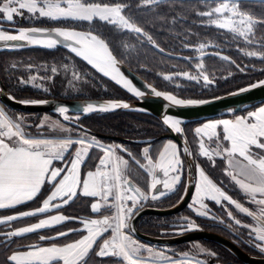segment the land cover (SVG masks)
<instances>
[{"label":"snow or ice","instance_id":"snow-or-ice-1","mask_svg":"<svg viewBox=\"0 0 264 264\" xmlns=\"http://www.w3.org/2000/svg\"><path fill=\"white\" fill-rule=\"evenodd\" d=\"M146 3L156 2V0H145ZM241 0H220L217 6L208 11L198 13L201 16L210 17V23L217 28L226 30L234 36L245 39L248 43L250 36L254 35V29L258 24L264 25V20H257L251 15L240 11L239 4ZM26 10L27 13L36 15L37 18L46 17L51 20L73 19L87 21L91 23L94 19L105 21L115 25L122 30H127L137 34H144L131 19L123 14L122 5H109L88 0H0V16L6 21L13 22L14 16H22ZM36 34H45L51 36L46 30L31 28L19 29L17 34L9 33L0 28V42L26 41L32 45H43L47 48L56 46L60 41L56 39L39 40L35 38ZM55 36L63 37L64 40L73 41L78 47H72V51L93 68L101 72L104 76H110L118 84H122L129 92L136 96H143L142 91H138L117 67L118 61L112 54L107 43L98 38V36L89 33H81L71 30L57 28ZM150 42L152 37H147ZM154 43V42H153ZM205 44L199 45V50H203ZM246 55L257 56L256 52H248ZM264 59V55L260 57ZM223 59H228L223 57ZM202 68L203 66L200 65ZM56 72V68L51 69ZM74 77L76 73H73ZM189 80L198 79L189 73H181ZM200 77L206 82L211 83L205 72H200ZM35 79V77H33ZM171 79V77H166ZM264 86V81H260L251 87ZM242 89L241 91H247ZM156 96H164V99L171 101L176 105H197L204 104L207 101L183 100L177 99L173 95H167L153 89ZM25 104H36L37 101H21ZM128 108V104L120 102H111L103 105L88 104L85 111L91 112L97 108L101 111H109L116 108ZM61 113H67V107L59 109ZM69 117L64 116L67 120ZM22 117L13 119L3 108H0V209L15 207L27 201L33 200L40 192L46 180L52 183L54 188L48 197L43 201L42 207L35 211L23 212L20 216H8L0 219V224H6L21 217L36 216L49 210L50 203L57 198L70 200L77 195V189L80 188L85 197H99L105 207H114L115 215L105 216L103 219H93L83 221L87 235L63 246L40 247L30 245V251L13 254L9 259L15 264H53L54 261H62V264H88V256L94 246L98 251L96 256H113L126 261L127 264H149L140 255L141 251H147L149 256H156L165 264H187L185 260L176 261L162 253H153L152 249L145 248L127 234L124 229L128 227L127 221L132 218L133 207L140 201L148 197L144 192L130 183L126 171L128 161L120 156H116L113 148L104 149L99 142L92 138L77 139H41L27 136L21 126ZM171 127L176 132H180L179 120H168ZM222 128L223 140L229 142V146L217 144L214 153L204 150V144H200L203 150L202 154L211 156L215 154L221 158H226L228 170L226 172L234 183L239 186L242 192L249 198V202L257 205L256 211H251L244 207L240 202L234 200L215 184L203 170L199 172V182L194 186L195 197L193 204H199L200 209L197 214L211 219L216 217L209 216L207 204L203 201L210 199L217 204L221 201H227L234 206L239 213L245 214L256 222L257 226L243 224L241 220L235 219L231 211H228V217L234 219L236 225L250 228V234L255 233L254 239L261 243L256 244L260 251L264 252V107L258 111L248 114L247 117H237L235 120H221L214 123H208L203 128H197V134L206 133L209 139L216 136L219 139L216 129ZM70 132V129H65ZM73 144L80 146L75 151V157L71 160L70 169H61L53 167V161H63L65 153L69 151ZM97 146L105 152V156L100 159L99 167L95 171L87 173V180L81 181L79 168L83 158L87 155L88 149ZM144 157L147 160V166L140 165L152 178L151 189H155L161 180L157 178L156 172L160 171L163 177L168 178L170 173L176 175L170 179L163 180V188L174 190V186L180 181V168L182 161L177 158L175 145H168L159 155L157 161H153L148 155L149 149L145 148ZM129 155H131L129 153ZM135 159V158H133ZM65 174L61 176V172ZM60 178L59 180L57 178ZM127 193H131L128 195ZM164 193H160L163 195ZM259 196V198H257ZM111 197L113 204L108 203ZM153 196L152 199H157ZM68 200H64L67 203ZM131 201L133 207H127L126 202ZM59 207V205H57ZM192 207V205H189ZM101 203H93L91 210L99 212ZM68 218L57 215L51 219H42L39 223L32 226L23 227L16 231L6 233L10 239L13 236H22L26 233L36 232L38 229L60 223ZM196 226L189 222L185 225V230H193ZM111 230V236L105 237L100 245L97 240L104 236L105 232ZM67 235V233H60ZM41 240L45 237L41 236ZM187 256V254H185ZM199 264V262H197Z\"/></svg>","mask_w":264,"mask_h":264},{"label":"trees","instance_id":"trees-1","mask_svg":"<svg viewBox=\"0 0 264 264\" xmlns=\"http://www.w3.org/2000/svg\"><path fill=\"white\" fill-rule=\"evenodd\" d=\"M129 3V6L124 11L127 16L139 25L145 28V30H149L155 33V42L158 44L160 49L165 50L166 52L171 53H182L185 55L189 53V51H184V45L186 44H199V43H207V42H216L218 44H222L223 46L227 43L228 39L230 40L233 36L228 33H224L212 26L204 24V18L201 17L198 13L205 11V7L208 4H211L215 1H180V0H166V1H157L154 3V9L151 8L149 10H139L136 11V4L140 3L142 0H88V2H102V3H119V2ZM241 2H249L251 5H256L255 10L253 11V15L257 20H264V3L253 2V1H241ZM31 24H27L26 26H30ZM35 25L39 26H65L67 28L91 32L94 35L98 36L100 39L104 40L105 43L108 44L109 49L112 54L122 61L123 64L127 65L134 72L139 74V76L143 77L146 81L152 83L156 86L157 89L164 92H171L178 97L183 99H191V100H207L210 98L218 97L222 94L230 93L232 91H236L244 86L250 85L251 83L257 82L259 80L264 79V69L261 71H257L254 69H250V66L244 71V73L240 72L241 70L230 68L228 70H224L221 72V75H225L226 73H233L228 79L224 80L222 84L218 85L217 88H204L199 87L196 82L188 81L184 84V86L179 87V89H170L164 86L162 79L158 78V76L154 75V57H160L165 60H172L171 57L165 56L159 53L157 50H152L150 48V52L144 50L145 47L137 40L134 34L122 31L117 26L103 22L101 20L95 19L91 23L87 21H42L37 22ZM256 35L264 36V25L259 24L257 27ZM228 55L231 57H235L238 59V63H249L252 65L255 64L254 61H247L244 57H241L239 53L233 55L229 50H226ZM151 53V54H150ZM32 56L37 55L41 56L45 62L51 63H62L58 61H64L65 57L72 56L69 51L63 48L57 49H23L16 51H3L0 52V74L3 79V82L7 86L10 94L20 101H38V100H46L52 98H66L57 94L55 96L48 95L43 93V91L38 90L32 86L21 85L19 79L26 78L21 77L16 72H8L6 67L9 65L8 61L12 57L17 56ZM78 64L76 65L81 73L87 74V78H89V86L93 87V94L90 95H82L76 98H67V99H104V100H133V97L130 96L129 93L121 90L118 86L111 83L107 79L100 77L101 75L97 74L91 67L87 66L81 60L76 61ZM184 62V61H178ZM210 65H217L216 63H211L208 61ZM155 67H157L155 65ZM153 68V69H152ZM158 68V67H157ZM164 70V69H162ZM95 77H92V76ZM92 77V78H91ZM94 78V79H93ZM98 78L105 82L108 86V89H104L102 85L95 81ZM95 87H98L97 91ZM7 113L13 118H16L17 115H26L28 113H21L9 108L3 107ZM45 113H38L37 115H42ZM200 122V121H199ZM199 122H191L185 127V134L187 139L189 140L192 150H193V134L191 129L194 125ZM79 124L85 127L88 130H91L95 133L106 135V136H118L127 139H153L159 137L161 135L166 134L168 131L166 127L162 125V123L153 116L146 115L143 113L136 112H107V113H92L89 115L81 116L79 119ZM31 129L28 128L29 132ZM80 134H85L87 136L95 137L103 143H112V144H120L117 141H111L109 139L99 138L93 135H89L88 133L81 131ZM166 140H160L158 142L153 143V146H158L165 142ZM124 145L129 155L126 152L125 157L128 161L127 175L130 180L137 183L140 187L145 190L148 188L149 184V176L143 168L140 167L139 164L136 163L138 160L140 164L141 154L140 150L143 147L142 145ZM75 147L72 148L70 154L73 153ZM126 150V151H127ZM101 153L95 149H92L90 154H88V158L84 163L82 169L92 170L96 167L101 155ZM135 156H138L136 158ZM135 158V159H133ZM185 187V181L183 180L181 185L175 190L173 194L164 198L159 203L152 205L151 203H147L145 205L149 207H157V208H169L175 205V203H179L183 195V189ZM50 186H45L41 193L36 196L32 202L26 203L19 207L7 210H1V215H9L17 212H23L29 209H34L39 207L42 202L45 200L47 195H49L51 191ZM234 197L237 198L241 193L237 189H235L234 185H231V189L227 190ZM91 205V200L84 197H76L71 203H69L66 207L61 208L59 211L63 212L65 215L74 218L79 221H69L60 227H56L50 230H46L40 233L27 235L24 237H12L10 239H6L4 236L0 235V264H13L10 262V255L17 250H25L30 245H46V244H66L71 243L77 240L81 235L82 231H74L81 227L82 222L89 220L91 218H102V214L104 212L95 213L89 207ZM188 211V207L173 216L168 217H158V216H147L142 217L138 221V229L142 233L153 235V236H165V229L170 228V223L172 219L177 216L184 214ZM193 216V215H192ZM196 217V216H195ZM199 225H201L203 230L210 231L209 227L204 223V219L196 217ZM9 224L0 225V234L9 230ZM71 231L64 237H59L58 239L54 238L56 233ZM213 232V231H212ZM44 236L45 239L41 240L40 237ZM107 237V234L102 236L97 245H100V242ZM204 243L206 246L212 247L216 254H218V259L223 264H244L242 263L236 256L231 254L230 251L222 247L221 245L211 242V241H200ZM187 244V243H186ZM179 245L174 248H182ZM98 250L97 246L93 248L90 255L88 256V264H121L117 258L113 259L111 257H99L95 255V252ZM217 262V261H216Z\"/></svg>","mask_w":264,"mask_h":264},{"label":"rangeland","instance_id":"rangeland-1","mask_svg":"<svg viewBox=\"0 0 264 264\" xmlns=\"http://www.w3.org/2000/svg\"><path fill=\"white\" fill-rule=\"evenodd\" d=\"M156 2L146 3L145 0H142L140 3L135 5V7L137 8L136 11L144 10L145 12V10H149L151 8L154 9V6H155L154 3ZM219 2L220 1H215L211 4H208L207 7H205L206 9L205 11L210 10L214 6H217ZM95 3L109 4V5H117V4L122 5L124 9L123 14L127 16V14H125L124 11L129 6V3H126L124 1L123 2L121 1L119 3L118 2L117 3L95 2ZM259 3H264V2H259ZM255 6L256 5H251L249 2H240L239 9L240 11L245 12L251 15L252 17L256 18L253 15V11L256 8ZM260 8L264 9L262 7ZM22 11L24 12V14L22 16H14L13 22H8L2 16H0V28H2L5 31H8L9 33L17 34V31L19 29L39 26V25H35V23L42 22L45 20L49 22L67 21V20L79 21V20H73V19L51 20L46 17L37 18L38 13L34 16L32 14L27 13L26 10H22ZM201 17L204 18L203 22L205 25L212 26L222 31L223 34L224 33L231 34L233 37L230 40L228 39L227 40L228 42L225 43L224 46L222 44H218L213 41L207 42V43L201 42L195 45L186 44L184 45L183 49L184 51L185 50L189 51V53L185 55V53L182 54V53L168 52V53H171L179 57V58H173V59L171 58L172 59L171 61L162 59L160 57H154L153 59H155V61L153 63H154V68H156V69L152 68L155 73L154 75L162 79L164 86L170 89H179V87L184 86V84L187 83L188 81H193V82H196L199 85V87L201 86L204 88H211V87L217 88L218 85L222 84L224 80L228 79L230 76L233 75V73H229V74L226 73L225 75L222 76L221 72L224 70L233 68L237 70L239 69L241 70L240 72L244 73V71L247 69L248 66H250V69H254L257 71H261L264 69V59L260 58L262 55H264V36H259V35H256L255 33L257 31V27L259 24L254 29V35L249 37V40H251L252 42L248 43L247 41H245L244 38L239 37V36H234L232 33L227 32L226 30L219 29L215 25L211 24L210 17H207V16H201ZM133 22L143 30V33H146L147 35L137 34L134 32L127 31V30H122L120 28L119 29L122 31H127V32L134 34L137 40L145 47L144 50L148 52H150L149 50L150 48H152V50L154 49L156 50V46H158V44L155 42V39H156L154 37L155 33L147 29L145 30V28L139 25L137 22H135V20ZM27 24H31V25L26 26ZM57 27L66 28V29H70L76 32H81V33H89L85 31L67 28L65 26L63 27L57 26ZM148 36L152 37V41L154 43L148 40L147 38ZM200 44L206 45V47L202 51L199 50ZM42 47H43L42 49H57L55 47H52V48H47L44 46ZM20 50H23V49H20ZM226 50H229L230 53H232L233 55L239 53L241 57H244V59H246L247 61L252 60L255 62V64L251 66V64L249 63H246V64H243L241 62L238 63L239 62L238 59L233 56L231 57L230 55H228V52ZM248 52H256L257 56L246 55V53ZM71 55L72 56L67 55L64 61H58V62H62L58 64L51 63V62H45L41 56H37V55H32V56L20 55L17 57L10 58L8 61L9 65L6 67V69L8 72L9 71L16 72L21 77H26V78L19 79L21 85L32 86L38 90L43 91V93H46L48 95L55 96L57 94H60L61 96L66 97V98H76L82 95L91 96L93 94L92 90L94 89H92L93 87L89 86V83H88L89 78H87L88 77L87 74L81 73L78 67L76 66L78 64L76 62L77 60H81V61L83 60L76 54L71 53ZM223 57H227L228 59H223ZM178 61H184V62H178ZM208 61H210L211 63H216L217 65H210ZM83 62L86 63L87 66L91 67V69H93L92 66L88 65L86 61H83ZM155 65L158 68L155 67ZM200 65H202L203 67L201 68ZM52 68H56V72H52L51 71ZM93 70L97 74L101 75L100 77L105 78L102 74L97 72L95 68ZM201 71L205 72V74L208 75L209 80L212 81L211 83H206L202 79V77H200ZM185 72L189 73L192 76L198 77V79L189 80L183 75H178V74L185 73ZM73 73H76L75 77ZM33 77H35V79H33ZM92 77H95V76L93 75ZM166 77H171V79H166ZM105 79L115 84L108 78H105ZM262 80H259L257 82H260ZM95 81L99 82L104 89H108L110 87L105 82H103L102 80L98 78H96ZM257 82H254V83H257ZM254 83H251L250 85ZM150 84L154 86L155 89H157L155 85H153L152 83ZM250 85H247V86H250ZM115 86H118V85L115 84ZM247 86H244V87H247ZM97 89L98 87H95L96 91ZM161 92H164V91H161ZM164 93H166L167 95H173L177 99H183L181 97L176 96L175 94L171 92H164ZM183 100H189V99H183ZM197 101H200V100H197ZM2 107L3 105L0 103V108ZM252 108H249V109H252ZM4 111L7 113L5 109ZM7 114L9 115V113ZM65 115L69 117L67 121L79 124V119L81 115H78V114L71 115V114L61 113L60 111L56 113H45L42 115H37V114L17 115L16 118H13L10 115L9 116L12 117L13 119L22 117L23 119H22L21 126L25 134L31 138H41V139L71 138L73 140H77V139L91 140L92 138H95V137L87 136L85 134H80V132L83 130H80V128L76 127L72 123L65 122V119H64ZM229 116L231 119L233 118V115H229ZM236 118H237V115H235V119ZM184 125L186 124H183L182 122H180L179 127L181 131H185ZM28 128L31 130L29 132H26L28 131ZM65 129H70L71 131L67 132L65 131ZM88 134L92 135L90 133ZM95 140L98 141V139L96 138ZM98 142H99V145L104 149H107L110 147L113 148L116 156H120L124 160H126L125 151L127 150V148L124 145L122 144L115 145L112 143L106 144V143L100 142V140ZM195 143H196L195 140H193L194 145ZM76 146H77L76 144H73L72 148ZM101 147L94 146L91 148V150L95 149L99 151L101 153L100 154L101 157L103 158L105 156V152L101 150ZM72 148H70L71 151H72ZM183 158H184V155H183ZM194 158H195V154H194ZM184 162L185 161L183 160L182 168H184V177H183L184 179L183 180L185 181V187H186L187 170H186V165ZM202 167H203V170L209 175L208 177H210L213 180V182L217 184V186H219L222 189H225L226 191L231 189V185L233 184H231L229 177L226 174L227 170L223 168L221 163L216 162L214 164H211L210 162H204V164H202ZM128 179L129 181L133 182L132 180H130L129 176H128ZM133 183L135 184L137 188L139 189L141 188L137 183L135 182ZM185 187L183 189V194H184ZM239 193L241 192L239 191ZM127 194L130 195L131 193H127ZM145 194L147 195L146 192ZM229 194L233 197L234 200L240 202L244 207H248L251 211H256L257 205L250 203L249 198L245 196L244 194H240L239 196H237V198L234 197L231 193ZM257 198H259V196H257ZM160 201L162 200H152L150 198H147L146 200H140L134 207L131 201H127L126 206L133 207V214H134L137 209L143 208L145 204L151 203L152 205H155L159 203ZM108 203L109 204L114 203L111 197H109ZM204 203L207 204L208 206L209 216L216 217V219H211L205 216L200 217L205 220L204 223L206 226H210V228L216 227L217 225L229 226V227L231 226L232 228L238 230L239 232L244 233V236H246L249 240L254 241L256 244L261 243L260 241H257L254 239L255 233L250 234V228L241 227L239 225H236L234 222V219H230L227 213L228 211H231L233 217L235 219L241 220L243 224H247L249 226H257V227L259 225H257L255 221L247 217L245 214L239 213L238 210H236L234 206L229 204L227 201L226 202L221 201L220 204H216L210 201H204ZM103 210H104V214H102L103 215L102 217H105V216L112 217L115 215V211H116L114 207L101 208V211ZM192 215L193 214L191 213V210L188 208V211L186 213L175 216L170 223V228L167 230L165 229L164 231V233L166 234L165 236L179 235V234L191 231V230H185V225L188 224L189 222L193 223L196 226L193 230H198V229L201 230L203 227L199 225L196 217ZM129 222L130 220L127 221L128 227L125 228L124 231L127 234H129L132 237V239L137 241L140 245H143L145 248L152 249L153 253H162L164 256L170 257L171 259L176 260L178 262L185 260L187 264H197V262H199V264H210L209 263L210 259H214L215 262L217 261L219 264H223L217 258L218 254H216L215 250L212 247L206 246L204 243L200 241L187 243L186 245L182 246V248H174V247H168V246L158 247V246L144 244L138 239H136L132 235V233L129 231L130 230ZM106 233H107V237H110L112 234L110 229ZM261 253L264 254V252L262 251ZM185 254H187V256H185ZM140 255L145 259V261L149 262V264H165L164 261L160 260L158 257L154 255L150 257L147 251L142 250ZM258 256H264V255H258ZM106 257H111L113 259L117 258L113 256H106ZM117 260L120 261L121 264H127L126 261H122L119 258H117Z\"/></svg>","mask_w":264,"mask_h":264},{"label":"water","instance_id":"water-1","mask_svg":"<svg viewBox=\"0 0 264 264\" xmlns=\"http://www.w3.org/2000/svg\"><path fill=\"white\" fill-rule=\"evenodd\" d=\"M156 1H166V0H156ZM180 1H220V0H180ZM241 1H253V2H264V0H241ZM38 28L46 30L47 33H51V36L45 34H36L35 38L39 40H48L56 39L60 41L55 48H63L70 53L75 54L71 49L72 47H78L73 41L64 40L63 37L55 36V30L57 28L63 30H70L66 28L53 27V26H34L21 29H31ZM73 31V30H71ZM43 48L42 46L28 44L26 41H10V42H0V52L5 51H16L20 49H37ZM156 50L168 57L179 58L176 55L166 52L165 50L160 49L156 46ZM81 58V57H80ZM82 59V58H81ZM120 72L123 74L125 79H128L131 84L138 90L144 93L143 96H136L134 93L129 92L124 89L120 84L113 80L109 76H104L108 78L122 90H125L133 97V100H104V99H67V98H52L46 100H38L36 104H25L20 100L15 99L7 86L3 82V79L0 74V103L6 108L11 110L28 113V114H38V113H56L59 112L61 107H67L69 111L66 114H78L81 116L89 115L92 113H107V112H136L150 115L158 119L164 127L167 129V133L153 139H127L118 136H106L102 134L95 133L91 130L86 129L82 125L70 122L65 120L67 123H72L80 130L86 131L87 133L92 134L93 136L109 139L111 141H117L125 144H136V145H146L160 141V140H173L181 148L183 152L186 170H187V181L184 194L182 195L179 203H175L174 206L169 208H157V207H143L137 209L133 214L129 222V228L132 235L141 241L144 244L158 246V247H176L186 243H191L195 241H211L217 243L233 253L242 263L244 264H264V256H253L249 253H246L238 244L231 239L207 230H191L175 236H153L149 234L142 233L138 229V221L142 217L147 216H158V217H168L173 216L184 211L191 202L193 194L195 192L194 186L196 185L197 180V164L192 152V146L187 139L185 131L176 132L168 123L167 119L179 120L183 124H188L191 122H199L203 120L213 119L222 116L236 115L244 112L245 110L258 106L264 103V86L260 87H251L250 86L241 88L234 92L224 94L218 97L210 98L204 104L197 105H176L171 101L164 99V96H156L153 92L154 86H152L148 81L143 77L139 76L136 72L130 69L127 65L123 64L121 60L116 57ZM83 60V59H82ZM85 61V60H83ZM87 62V61H86ZM90 65V64H88ZM92 66V65H91ZM93 68V67H92ZM94 69V68H93ZM264 81V80H262ZM242 89H248L247 91H241ZM159 91L158 89H155ZM161 92V91H159ZM164 93V92H161ZM166 94V93H164ZM111 102H120L128 104V108L120 107L112 109L109 111H101L99 108L87 112L85 111V106L88 104L93 105H103ZM131 184L135 186L133 182ZM136 187V186H135ZM159 190H155V193H159ZM214 259H210L209 263L214 264Z\"/></svg>","mask_w":264,"mask_h":264},{"label":"crops","instance_id":"crops-1","mask_svg":"<svg viewBox=\"0 0 264 264\" xmlns=\"http://www.w3.org/2000/svg\"><path fill=\"white\" fill-rule=\"evenodd\" d=\"M260 107H264V103H262V104H260V105H258L257 107H254V108H252V109H249V110H246V111H244V112H242V113H239V114H237V117H241V116H244V117H247L248 116V114L249 113H251V112H254V111H258L259 110V108ZM221 120H233V119H231L230 118V116H222V117H217V118H213V119H208V120H203V121H200L198 124H196V125H194V127L191 129V131H192V134H193V139L195 140V145H193L194 147H193V150H192V152L195 154V158H196V163L195 164H197V180H196V184L199 182V172H200V170H203V167H202V164H204V162H210L211 164H214V163H221L222 164V166H223V168L224 169H226V170H228V163H227V159L226 158H221L220 156H217V155H215V154H212L210 157L209 156H205V155H203L202 154V149L200 148V144L201 143H203L204 144V150H207V151H209L210 153H214V150L216 149V146H217V144H219L220 143V145L223 147V146H229V142L228 141H226V140H223V130H222V128H218V129H216V133L218 134V136H219V139L216 137V136H213V138L212 139H209V137H208V135L206 134V133H200V134H197L196 133V129L197 128H203L206 124H208V123H214V122H218V121H221ZM158 142V141H157ZM155 143V142H154ZM77 145V144H76ZM168 145H175V148H176V153H177V158L180 160V161H182V163H183V160H184V158H183V152H181L182 150H181V148H180V146L175 142V141H173V140H166L165 142H163L162 144H160V145H158V146H153V143H151L150 142V144H146V145H142L143 147L141 148V150H140V153L139 154H141V156H142V158H141V161H142V164L143 165H145V166H147V160L145 159V157H144V149L145 148H148L149 149V153H148V155H149V157L151 158V159H153V161H157L158 160V158H159V155L162 153V151H163V149L165 148V147H167ZM72 148V147H71ZM80 148V146L79 145H77L76 147H75V149L74 150H78ZM90 151H91V148L90 149H88V152H87V155L83 158V161H82V163H81V165H80V168H79V176H80V180L83 182V181H86L87 180V173L89 172V171H95L96 169H97V167H99L100 165H99V161H98V163H97V165H96V167H94V169H92V170H86V171H84V169H82L83 168V166H84V163L86 162V160H87V158H88V154H90ZM70 152H71V150L69 149V151L67 152V153H65V159L63 160V161H53V167H55V168H61V169H65V170H67V169H70V161L71 160H73L74 159V157H75V151H73V153L72 154H70ZM126 152H128V150L126 151ZM129 153V152H128ZM136 158H138V156H135ZM102 158V157H101ZM100 158V159H101ZM183 158V159H182ZM185 161V160H184ZM185 163V162H184ZM204 171V170H203ZM205 172V171H204ZM65 174V171H62L61 172V176H63ZM205 174L207 175V176H209L206 172H205ZM176 175V173L175 172H172V173H170V176L168 177V178H165V177H163V174H162V172H160V171H157L156 172V176H157V178H159L160 180H161V183L160 184H157L156 185V187H155V189H151V182H152V178H151V176L148 174V176H149V184H148V188L145 190L144 188H140V190H141V192H143L144 191V193L146 192L147 193V197L148 198H150V199H152V197L153 196H157L158 198L157 199H152V200H163L164 198L166 199V197H168V196H170L171 194H173L174 192H175V190H177V188L181 185V183H182V181H183V177H184V168H180V181L174 186V190H172V191H170V190H166V189H164L163 188V180L164 179H170L172 176H175ZM228 177H229V180H230V182H231V184H233L234 186H235V188L236 189H238L240 192H241V194H244L243 192H242V190L239 188V186L238 185H236L235 183H234V181L232 180V178L229 176V175H227ZM210 178V177H209ZM58 180L60 179L59 177L57 178ZM211 179V178H210ZM212 180V179H211ZM213 181V180H212ZM215 183V182H214ZM45 186H50V187H52L51 188V191H53L54 190V188H53V186H52V183L51 182H48L47 180H46V182H45V184L42 186V188H41V190H40V192H39V194L41 193V191L43 190V188L45 187ZM222 189V188H221ZM155 190H159L158 192L159 193H155ZM195 190V189H194ZM224 192H226L229 196H231L225 189H222ZM51 191H50V193H51ZM49 193V194H50ZM160 193H164L163 195H160ZM38 194V195H39ZM245 195V194H244ZM78 196H80V197H84V198H87V199H89V200H91V205L93 204V203H101V208H106V207H103L104 205H103V202L100 200V198L99 197H85V196H83L82 195V192H81V189L80 188H78L77 189V195L75 196V197H73V198H71L70 200H68V198L67 197H65L64 199H60V198H57L56 200H54V201H52L51 203H50V207H49V210L48 211H46V212H44V213H39L38 215H36V216H29V217H21V218H18V219H16V220H13V221H10V222H8V223H6V224H9L8 225V227H10V229L9 230H6V232H4V233H2V234H0L1 236H4L6 239H9L5 234L6 233H10V232H13V231H16V230H18V229H20V228H23V227H28V226H32V225H34V224H36V223H39V221L40 220H42V219H51L52 217H54V216H57V215H62V216H64V217H66V218H68V219H66V220H64V221H62V222H60V223H56V224H53V225H50V226H47V227H45V228H42V229H38L36 232H32V233H26V234H24V235H22V236H18V237H24V236H27V235H31V234H38V233H40V232H43V231H46V230H50V229H53V228H56V227H60V226H62V225H64L65 223H67V222H69V221H77V220H75L74 218H71V217H69V216H67V215H65L63 212H60L59 210L62 208L63 209V207H66L69 203H71L76 197H78ZM246 196V195H245ZM47 197H48V195H47ZM46 197V198H47ZM195 197V192H194V194H193V198ZM232 197V196H231ZM45 198V199H46ZM193 198H192V200H191V202L189 203V205H192V207H189L188 206V208L191 210V213L193 214V216H196V217H203V216H200V215H198L197 214V211L198 210H201L200 209V206H199V204H193ZM233 198V197H232ZM34 199H36V197L34 198ZM33 199V200H34ZM109 199V198H108ZM33 200H30V201H27V202H25V203H22V204H20V205H17V206H15V207H10V208H5V209H0V211L1 210H7V209H13V208H16V207H19V206H21V205H23L24 206V204H26V203H29V202H32ZM64 200H68V202L67 203H64ZM204 201H210V202H213V203H215L214 201H212V200H210V199H205ZM203 201V202H204ZM223 202H226V201H223ZM42 204H43V202H42ZM42 204L39 206V207H37V209H39V208H41L42 207ZM217 204V203H216ZM57 205H59V207H57ZM91 205L89 206L90 208H91ZM36 210V208H34V209H29V210H26V211H23V212H28V211H35ZM23 212H17V213H14V214H9V215H1L0 214V219H5L6 217H8V216H13V215H15V216H20V214L21 213H23ZM100 213L101 212H104V210L103 211H101V209H100V211H99ZM99 212H95V213H99ZM102 218H104V217H102ZM93 219H97V220H99V219H101V217L100 218H91V219H89V220H93ZM89 220H86V221H89ZM77 222H79V221H77ZM0 225H4V224H0ZM74 231H82V235L78 238V239H80V238H82L83 236H85V235H87V231H86V229L84 228V223H82V225H81V227L79 228V229H77V230H72V232H74ZM60 233H62V232H60ZM60 233H56L55 234V236H54V238L56 239H58L59 237H64V236H66V235H60ZM64 233H71V231H66V232H64ZM105 234H107L106 232L104 233V235ZM13 237H17V236H13ZM77 239V240H78ZM98 241V240H97ZM66 244H68V243H66ZM63 245H65V244H61V245H59V244H56V243H54V244H46V245H42V246H40V247H51V246H63ZM38 246V245H37ZM94 248V247H93ZM31 249H30V247H28V248H26L25 250H17V251H14L11 255H10V257L13 255V254H16V253H23V252H27V251H30ZM93 250V249H92ZM91 250V251H92ZM91 251H90V253H91ZM90 253H89V255H90ZM10 262H12L13 264H15V262H13V261H11L10 260ZM53 264H62V261H54L53 262Z\"/></svg>","mask_w":264,"mask_h":264},{"label":"flooded vegetation","instance_id":"flooded-vegetation-1","mask_svg":"<svg viewBox=\"0 0 264 264\" xmlns=\"http://www.w3.org/2000/svg\"><path fill=\"white\" fill-rule=\"evenodd\" d=\"M130 145H136V144H130ZM144 207H149V206L144 205ZM209 229L210 231L221 234L231 239V241H234L236 244H238L246 253H249L253 256L264 255L261 253L260 249L256 247V243L254 241L249 240L246 236H244V233L239 232L238 230L232 228L231 226L229 227V226L217 225L216 227H211V228L209 227ZM171 236H175V235H171Z\"/></svg>","mask_w":264,"mask_h":264},{"label":"bare ground","instance_id":"bare-ground-1","mask_svg":"<svg viewBox=\"0 0 264 264\" xmlns=\"http://www.w3.org/2000/svg\"><path fill=\"white\" fill-rule=\"evenodd\" d=\"M38 46H39V44H38ZM41 46H43V45H41ZM54 47H55V46H54ZM109 77H110V76H109ZM120 85H121L122 87H124L122 84H120ZM124 89L127 90V88H125V87H124ZM168 120H173V119H167V121H168ZM168 124L170 125V123H168ZM170 127H171V125H170ZM173 129H174V128H173ZM174 130H175V129H174Z\"/></svg>","mask_w":264,"mask_h":264},{"label":"built area","instance_id":"built-area-1","mask_svg":"<svg viewBox=\"0 0 264 264\" xmlns=\"http://www.w3.org/2000/svg\"><path fill=\"white\" fill-rule=\"evenodd\" d=\"M233 120H235V116H233V118H232ZM215 264H219V263H215Z\"/></svg>","mask_w":264,"mask_h":264}]
</instances>
